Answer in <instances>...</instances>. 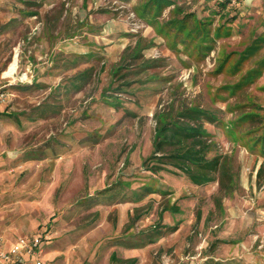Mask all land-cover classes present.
I'll return each instance as SVG.
<instances>
[{
	"label": "rangeland",
	"instance_id": "obj_1",
	"mask_svg": "<svg viewBox=\"0 0 264 264\" xmlns=\"http://www.w3.org/2000/svg\"><path fill=\"white\" fill-rule=\"evenodd\" d=\"M150 1L0 0V234L46 264H264V0ZM184 106L230 193L144 163Z\"/></svg>",
	"mask_w": 264,
	"mask_h": 264
},
{
	"label": "trees",
	"instance_id": "obj_2",
	"mask_svg": "<svg viewBox=\"0 0 264 264\" xmlns=\"http://www.w3.org/2000/svg\"><path fill=\"white\" fill-rule=\"evenodd\" d=\"M226 2L228 0L221 1L220 4L225 6ZM149 4L152 13L157 16L165 6L173 3L169 0H151ZM185 18L186 15H183L181 19L172 21L177 32L184 29ZM200 29L204 28H200L199 25L198 28H190L186 35L192 30L198 33ZM253 114L251 113L250 116L255 117L256 115ZM154 118L156 122L152 152L144 159V163H150L149 170L157 172L170 168L172 172L184 174L191 182L199 185L209 183L217 177L219 189L223 193L233 191L234 178L228 159L217 154L208 156L213 143L209 140L210 133L204 128L203 120L208 122L217 120L213 111L199 106H184L180 109L169 107L155 113ZM119 261L123 264H134L136 258L119 259Z\"/></svg>",
	"mask_w": 264,
	"mask_h": 264
},
{
	"label": "built area",
	"instance_id": "obj_3",
	"mask_svg": "<svg viewBox=\"0 0 264 264\" xmlns=\"http://www.w3.org/2000/svg\"><path fill=\"white\" fill-rule=\"evenodd\" d=\"M7 99V93L0 91V101ZM47 236H22L7 243L0 234V264H46L44 245Z\"/></svg>",
	"mask_w": 264,
	"mask_h": 264
},
{
	"label": "bare ground",
	"instance_id": "obj_4",
	"mask_svg": "<svg viewBox=\"0 0 264 264\" xmlns=\"http://www.w3.org/2000/svg\"><path fill=\"white\" fill-rule=\"evenodd\" d=\"M15 70H16V56H14L13 61L10 63L8 69L4 71V75L13 77Z\"/></svg>",
	"mask_w": 264,
	"mask_h": 264
},
{
	"label": "crops",
	"instance_id": "obj_5",
	"mask_svg": "<svg viewBox=\"0 0 264 264\" xmlns=\"http://www.w3.org/2000/svg\"><path fill=\"white\" fill-rule=\"evenodd\" d=\"M12 241H14V240H12ZM12 241H8L7 243H10V242H12Z\"/></svg>",
	"mask_w": 264,
	"mask_h": 264
}]
</instances>
